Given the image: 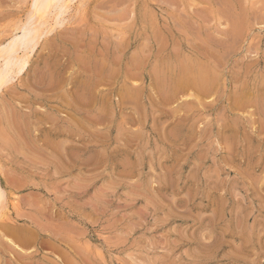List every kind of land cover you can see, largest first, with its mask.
Instances as JSON below:
<instances>
[{
	"label": "rangeland",
	"instance_id": "obj_1",
	"mask_svg": "<svg viewBox=\"0 0 264 264\" xmlns=\"http://www.w3.org/2000/svg\"><path fill=\"white\" fill-rule=\"evenodd\" d=\"M65 12L0 87V264H264V0Z\"/></svg>",
	"mask_w": 264,
	"mask_h": 264
},
{
	"label": "bare ground",
	"instance_id": "obj_2",
	"mask_svg": "<svg viewBox=\"0 0 264 264\" xmlns=\"http://www.w3.org/2000/svg\"><path fill=\"white\" fill-rule=\"evenodd\" d=\"M72 1L73 0H33L32 8H31L32 9V11H31L32 15H31V17H29L27 19L30 22L27 21V22H25L24 26H22L21 37H19V39L15 40L14 42L10 41L9 44L7 45V47L4 48L3 50H1L2 51L1 54H3V55L5 54V56H4L5 58H4V61H2L3 62L2 66H1L2 70L0 69L1 70L0 71V87L2 85H4L6 82H8L9 79H11L12 76L17 73L16 70L18 69L17 68L18 66H19V69L23 68L25 66V64L27 62V58L29 56L28 50L32 48V47H29V45L27 43L31 42V41H37L38 40L37 38H38L39 34H41L43 32V27L49 23L48 19H47V14L50 13L51 11H53V9H54V11L56 13L55 18L53 17L54 23L59 22L58 21L59 18L61 17V15L66 10L69 9L70 3ZM44 32H45V30H44ZM1 54H0V58L3 56ZM186 69H187V67L185 68V70ZM185 70H183V72ZM213 75H215V74H213ZM200 77L197 80L198 84H203V85L208 84L209 85V83L212 81V80L211 81L209 80L210 78L208 76L202 77L201 79H200ZM194 80H195V78H194ZM186 81H188V80H186ZM198 84H196V85H198ZM172 89H174V88H172ZM1 136H3V135H1ZM5 136H6V134H5ZM0 197H1V195H0Z\"/></svg>",
	"mask_w": 264,
	"mask_h": 264
}]
</instances>
